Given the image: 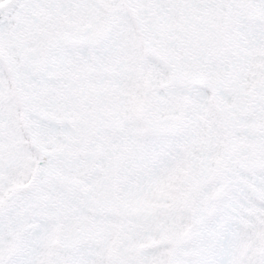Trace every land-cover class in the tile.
Instances as JSON below:
<instances>
[{
  "label": "snow or ice",
  "instance_id": "snow-or-ice-1",
  "mask_svg": "<svg viewBox=\"0 0 264 264\" xmlns=\"http://www.w3.org/2000/svg\"><path fill=\"white\" fill-rule=\"evenodd\" d=\"M0 264H264V0H0Z\"/></svg>",
  "mask_w": 264,
  "mask_h": 264
}]
</instances>
